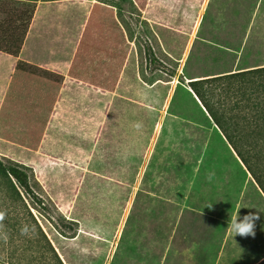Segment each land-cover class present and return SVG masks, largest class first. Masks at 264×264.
Wrapping results in <instances>:
<instances>
[{"label": "rangeland", "instance_id": "374dc122", "mask_svg": "<svg viewBox=\"0 0 264 264\" xmlns=\"http://www.w3.org/2000/svg\"><path fill=\"white\" fill-rule=\"evenodd\" d=\"M32 1L42 58L50 49L72 61L96 2L114 9L125 54L112 93L68 77L47 155L35 154L42 140L36 152L22 146L25 116L0 117V156L25 166L42 202L34 217L62 263L264 264V193L189 87L264 65V0ZM238 212L259 215L254 237L226 230ZM4 223L0 264H59L41 236L21 235L24 223Z\"/></svg>", "mask_w": 264, "mask_h": 264}, {"label": "trees", "instance_id": "16d2710c", "mask_svg": "<svg viewBox=\"0 0 264 264\" xmlns=\"http://www.w3.org/2000/svg\"><path fill=\"white\" fill-rule=\"evenodd\" d=\"M1 1L0 52L18 61L0 117L3 108L25 116L29 122V138L22 146L36 152L66 76L78 81L89 80L88 84L93 87L114 92L124 66L123 41L117 33L114 9L93 3L65 76L19 59L35 15L34 1ZM189 87L223 142L264 193V65L191 81ZM43 113L47 117L30 123L32 116ZM40 203L25 166L5 163L0 156V210L6 212V218L13 216L18 224L35 226V236H41L59 264H63L34 217L33 209Z\"/></svg>", "mask_w": 264, "mask_h": 264}, {"label": "crops", "instance_id": "0c3cea01", "mask_svg": "<svg viewBox=\"0 0 264 264\" xmlns=\"http://www.w3.org/2000/svg\"><path fill=\"white\" fill-rule=\"evenodd\" d=\"M35 26V22L32 23V26L30 27L26 41L20 53L19 59L66 76L71 64V56L67 59L58 58L56 56V52H52L50 49L43 50L44 57L46 58H42L39 53H34V40L35 38L36 40L38 38L37 34L34 32ZM17 61L18 59L0 52V107L9 89L11 76L14 72ZM69 80L70 79L66 76L64 84H66ZM56 109L57 103L55 105L54 111L51 114L50 123L53 120H56V118L58 117V115L55 114ZM43 142L44 140H42L40 150H38V152H36L35 154L47 155L43 150Z\"/></svg>", "mask_w": 264, "mask_h": 264}, {"label": "clouds", "instance_id": "9594fccd", "mask_svg": "<svg viewBox=\"0 0 264 264\" xmlns=\"http://www.w3.org/2000/svg\"><path fill=\"white\" fill-rule=\"evenodd\" d=\"M139 127V125H137ZM6 219V212L0 210V241H4L5 243L8 241V232L6 231V225L4 223ZM259 219V215H255L249 213L241 219L239 216V212L233 215L229 222L227 231L231 233L234 237H254L255 236V221ZM21 235L24 236H34L35 235V226H29L25 224L21 230Z\"/></svg>", "mask_w": 264, "mask_h": 264}, {"label": "water", "instance_id": "95a60500", "mask_svg": "<svg viewBox=\"0 0 264 264\" xmlns=\"http://www.w3.org/2000/svg\"><path fill=\"white\" fill-rule=\"evenodd\" d=\"M195 98H197L196 96H195ZM197 100H198V98H197ZM199 101V100H198ZM200 102V101H199ZM200 105H201V107L203 108V110L206 112V110L204 109V107L202 106V104L200 103Z\"/></svg>", "mask_w": 264, "mask_h": 264}, {"label": "bare ground", "instance_id": "6f19581e", "mask_svg": "<svg viewBox=\"0 0 264 264\" xmlns=\"http://www.w3.org/2000/svg\"><path fill=\"white\" fill-rule=\"evenodd\" d=\"M193 81V80H192ZM195 96V95H194ZM196 101L200 104L201 102H199L198 100H197V98H196Z\"/></svg>", "mask_w": 264, "mask_h": 264}]
</instances>
